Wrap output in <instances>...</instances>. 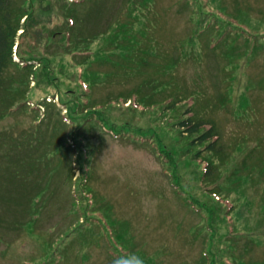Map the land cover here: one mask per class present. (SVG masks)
<instances>
[{"label":"rangeland","instance_id":"374dc122","mask_svg":"<svg viewBox=\"0 0 264 264\" xmlns=\"http://www.w3.org/2000/svg\"><path fill=\"white\" fill-rule=\"evenodd\" d=\"M68 1L86 64L59 60L68 2L28 0L17 44L34 59L52 44L56 77H31L26 110L0 103V264H264V0ZM68 90L103 122L49 158ZM188 108L220 153L179 132Z\"/></svg>","mask_w":264,"mask_h":264},{"label":"trees","instance_id":"16d2710c","mask_svg":"<svg viewBox=\"0 0 264 264\" xmlns=\"http://www.w3.org/2000/svg\"><path fill=\"white\" fill-rule=\"evenodd\" d=\"M83 1L84 0L77 1L75 5L80 4ZM27 2L28 0H17L15 2L14 0H0V93L5 96V98H0V103L1 105L3 104L2 112L5 113L9 112L8 114L20 110H26V107L24 105L28 99L31 77L35 78V80L40 84L42 79H44L42 75H45L46 78L44 80L48 85H50L51 81L54 80V78L56 77V70H55L56 63L55 64L53 63V57L59 54L49 50L50 47L53 48L52 44L46 45L45 47L46 55L40 59H34L33 57L25 58L24 55L20 52L21 43L17 44V42L21 36L27 33L26 23L29 18V13H28L29 11L26 7ZM66 2H68L67 3L68 9L66 14L63 15V18H64V22H66L67 27L64 29L65 30L64 35L62 36L61 39L63 42L64 50L61 51L60 54H62L63 57H61L59 60L61 62H64L66 65L67 63H69L70 67H72L76 71V74H78V71L80 72L79 67L80 66L83 67V65L86 64V60L85 58L82 61L77 60L79 54L76 53L79 52V50H78V46L75 44L78 43V40L82 38L84 33L78 31L76 34L77 37L73 38V31L76 27L74 26V24L76 22L75 19H77V17H76L75 9L72 8V6L70 5L72 3H69L68 0H66ZM24 16L27 17V19L24 23H22V19L24 18ZM21 30L22 33L19 34L20 33L19 31ZM55 34L56 31H53L51 32L49 37H53L55 41H60L59 36L57 37ZM91 34H96V33L93 32ZM88 38L90 39V36H88ZM16 46L19 48L18 50H19L20 61L15 60ZM65 58H67V61ZM32 60H37L39 66H41L39 70H38L39 66L35 69L36 64L31 62ZM13 66L18 67L19 71L21 72V77L19 82H16L15 76L9 74L10 69ZM78 78H83L85 83H87L90 86L94 84L92 80L88 78V75H86V77H84V74L78 75ZM81 88L83 92L87 94L82 86ZM74 92H75L74 90L71 91V93ZM68 93H70L69 90L66 91L64 95L61 96V102L67 108V112L64 115L65 116L64 120L66 122L67 121L70 122L68 118L71 119L72 128L68 131V133L64 134L63 139L60 142H58L57 148L44 150V153L48 152L49 158H52L55 155V153H61L64 151V149L71 148L73 145H75L73 146L75 148L77 145H79L78 142H81V140L87 141L89 139L88 133L92 132V129L86 128V125L88 124L89 121H91V118L93 117L91 115H94L95 119H99V121H101V124L103 122L102 112L97 111L99 110V108L97 107L99 103L93 107L88 108L87 107L88 101L82 99H75V97H73L72 99H67L66 96L68 95ZM181 100L182 98L176 99V101L179 102H181ZM53 104L55 107L59 109L57 104L55 103ZM189 104L190 106H192L193 101ZM80 107L81 110H79ZM186 113L188 114V116L178 122V127H179L178 129H180L179 130L180 133H185L189 137L194 136L191 140V143L200 146L204 145V147L197 152V157L204 151L220 153L222 150L221 145L219 143L220 134L213 129L214 128V126L212 125L213 121L196 120L194 118L195 112L190 108L186 110ZM46 116L48 117V120H51L50 119L51 114L49 112L45 114V117ZM69 140H74V142L70 144ZM20 146L21 145L19 144L17 145L15 144L16 150H12L11 152H8L7 150V152L5 153V157L7 158L10 157L14 151L20 152L21 151ZM59 147L63 149H60ZM29 148L31 149V147ZM58 150L61 151L57 152ZM50 152L53 153L50 154ZM39 156L40 155H35L36 158ZM31 165L36 167V166H42L43 163L39 164V162L37 163L34 162L31 163ZM72 168L73 167H69L70 171ZM82 168L84 169L83 166ZM70 171H69V175L73 172Z\"/></svg>","mask_w":264,"mask_h":264},{"label":"clouds","instance_id":"9594fccd","mask_svg":"<svg viewBox=\"0 0 264 264\" xmlns=\"http://www.w3.org/2000/svg\"><path fill=\"white\" fill-rule=\"evenodd\" d=\"M139 264H143V262H142V261H140V262H139Z\"/></svg>","mask_w":264,"mask_h":264}]
</instances>
